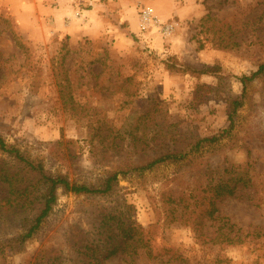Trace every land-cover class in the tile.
Returning a JSON list of instances; mask_svg holds the SVG:
<instances>
[{"label":"rangeland","instance_id":"1","mask_svg":"<svg viewBox=\"0 0 264 264\" xmlns=\"http://www.w3.org/2000/svg\"><path fill=\"white\" fill-rule=\"evenodd\" d=\"M127 1L0 0V134L72 183L102 187L114 172L221 134L243 92L240 78L264 63V0H175L160 11L157 2ZM146 8L155 19L143 28ZM70 15L78 27L65 31ZM234 120L229 134L183 162L120 175L107 194L60 188L39 231L6 247L0 264H75L78 246H93L91 236L78 244L79 236L125 201L138 223L158 226L151 253L140 251L135 264H264V77L248 84ZM247 162L256 185L216 205L241 242L214 241L216 228L205 240L164 211L168 194L201 198L208 177L215 182L219 169ZM41 207L14 217L2 210L0 241L19 234ZM106 264L132 263L118 254Z\"/></svg>","mask_w":264,"mask_h":264},{"label":"trees","instance_id":"2","mask_svg":"<svg viewBox=\"0 0 264 264\" xmlns=\"http://www.w3.org/2000/svg\"><path fill=\"white\" fill-rule=\"evenodd\" d=\"M174 67L169 65L170 69L194 76L216 75L214 69L208 67L198 68L193 65ZM259 77H264V63L260 64L250 76L245 75L240 78L243 92L239 98L231 102L229 128L224 129L221 134L198 140L188 150L164 153L143 165L114 172L105 180L102 187L95 188L86 184L72 183L65 176L50 174L42 163L31 160L19 148L8 144L0 134V152L7 156V158H0V185H4L7 189V195L0 198V214L5 211L14 217L26 213L37 203L42 204L39 214L31 222L22 224L19 234L0 241V253L4 252L6 247L23 245L39 231L42 221L49 215L58 199L60 188L79 195L107 194L113 190L120 175L126 176L134 171L143 173L165 163L183 162L190 154L199 151L204 144H213L229 134L235 125L234 117L247 97L248 84ZM250 170V162L245 165H229L221 168L215 182L212 178H207L206 190L201 198L194 193L189 200H185L176 192L168 194L169 198L164 205V211L173 219L192 227L197 235L205 240L208 237V231L216 228L214 241L226 244L241 242L239 234L232 235L233 225L229 226V221H223L216 205L226 198L236 196L243 189H251L256 185L254 181L256 176H252ZM133 210L134 206L125 201L123 210L118 214L103 212L100 216L101 227L93 233L84 232L79 236L78 244L90 240L89 236H91L93 246L80 244L75 264H106L107 259L118 254L129 258V262L135 264L141 254L140 251L151 253V243L158 226L156 224L144 226L138 223ZM161 262L165 264L164 258Z\"/></svg>","mask_w":264,"mask_h":264},{"label":"crops","instance_id":"3","mask_svg":"<svg viewBox=\"0 0 264 264\" xmlns=\"http://www.w3.org/2000/svg\"><path fill=\"white\" fill-rule=\"evenodd\" d=\"M108 2H110V1H112V0H107ZM146 1V4L147 3H149V2H157L158 4H157V9L160 11V5L163 3V4H165V8H168L167 7V5H172V4H175L174 2H175V0H165L164 2H162L163 0H145ZM128 1L127 0H118V3L119 4H121V5H124L125 3H127ZM93 4H94V2H92ZM100 6V4L98 3V2H96L95 3V7H94V10H96L97 9V7H99ZM148 6H150V5H148ZM174 6V5H173ZM150 7H153V6H150ZM61 9H52L51 10V13H57V14H59V13H61V11H60ZM86 12V11H85ZM90 12V11H89ZM78 13V12H77ZM80 13V12H79ZM94 13V12H93ZM173 13L175 14V13H177V9H173V11L169 14H167V16L166 17H170V16H172L173 15ZM88 13H84V15H82V23L83 24H87V22H86V20H85V15H87ZM65 17V16H64ZM72 17H73V15H70L69 16V18L71 19V21H69L68 22V24H67V26L64 24V30L65 31H69V29H71V28H73V27H78L77 25H76V23L77 22H79V20L76 22L75 21V19H74V17H73V19H72ZM90 21H92V20H90ZM90 21H88V23H90ZM65 22V19L63 18V23Z\"/></svg>","mask_w":264,"mask_h":264},{"label":"built area","instance_id":"4","mask_svg":"<svg viewBox=\"0 0 264 264\" xmlns=\"http://www.w3.org/2000/svg\"><path fill=\"white\" fill-rule=\"evenodd\" d=\"M141 18H142V27L143 28L146 27V26H148L155 19V17L152 14V10L149 9V8H146L143 11V14H142V17Z\"/></svg>","mask_w":264,"mask_h":264}]
</instances>
